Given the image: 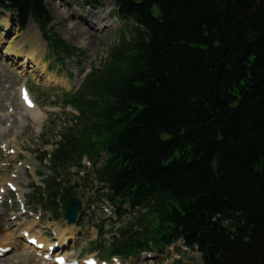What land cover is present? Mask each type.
Segmentation results:
<instances>
[{"label": "trees", "instance_id": "1", "mask_svg": "<svg viewBox=\"0 0 264 264\" xmlns=\"http://www.w3.org/2000/svg\"><path fill=\"white\" fill-rule=\"evenodd\" d=\"M114 1L137 26L72 98L79 124L53 164L66 174L68 159L104 153L94 176L109 199L146 209L117 229L113 253L181 239L203 264H264V0ZM0 9L19 28L32 17L54 53L69 50L46 31L42 0Z\"/></svg>", "mask_w": 264, "mask_h": 264}, {"label": "rangeland", "instance_id": "2", "mask_svg": "<svg viewBox=\"0 0 264 264\" xmlns=\"http://www.w3.org/2000/svg\"><path fill=\"white\" fill-rule=\"evenodd\" d=\"M44 2L48 5V8L52 12L54 19L51 25L54 32L61 38H68L73 43H78L81 46L82 52L85 54L82 64L77 65L73 59L72 61L66 62L65 65L66 72L75 71L74 77L79 79L77 83L75 80H67L65 78V73L57 75V79L63 82L60 87H63L65 90H73L77 84H79L82 76L89 71L90 66L92 64L96 66L99 65L106 57L108 48L115 43V35L117 34L115 30L119 26V23L115 19L111 18L112 25L100 32L93 30V27L87 28V26L85 27L84 25H76V21L79 19L80 15L83 16L85 14L88 10L87 8L92 6L96 8L94 11L104 14V6L101 7L100 5L97 6L96 4H91L87 0H44ZM71 7H73V13L68 12ZM7 26V19L2 16L0 18V27L7 28ZM30 38V36H26L25 34L16 35L14 31H12L7 38L0 36V53L5 50L6 54H10L9 57L14 60L13 63H11V60H4L0 58V129L5 128V123L9 124L11 127L9 130L6 128L3 134L0 133V143L9 139L11 136L12 138H16L15 146L17 147L18 152L29 159L31 168H34L35 173H39L42 176L41 180H45L52 178V174L48 167L44 166L39 161L37 156L40 155V152L42 151L49 152L52 150L53 144L58 140L57 132L60 131L59 123L66 120L64 113L60 115L61 108L57 106L58 104L51 105L48 104V102L44 103V99H39V95L44 94L39 92L37 89H32L31 87L34 98L36 97L35 99H38L37 103L40 107V111L47 112L48 114H57L56 116H49L47 121L44 123V128L48 127V130H46L43 136L41 135L40 140L37 138L38 133H40L39 128L30 118L22 115L23 118L26 119V121L23 120L22 123L19 121L18 117L16 118V114L13 117H10L11 113H7L8 107L15 108L17 113L22 112L17 100V89L21 83L27 81L28 84L30 83L29 86H31V81H34V83L37 84H43L45 82L43 80L44 75L49 73L53 75L55 74L54 72L43 73V65L46 59L49 61H47L45 65L50 64L53 66L54 70L56 69V65L54 64L55 61L54 59L49 58L46 46L41 40L31 42ZM68 43L73 45V43ZM13 55L16 58L13 59ZM23 55H30L31 58L35 60L34 63L31 62L29 64V67L26 68V72L24 71V68L19 67ZM44 93L45 96L53 94L51 91H45ZM54 109H57L58 112L53 113ZM18 116L21 117V115ZM48 139L49 143L45 144ZM17 160L18 159L15 158L14 162ZM1 161L2 160L0 159V162ZM9 172V169H0V180L8 177ZM26 174V177L21 175L20 188L25 191L26 199L29 202V195L32 192L30 184L31 180L34 179V175L33 171L30 172L31 175L28 173ZM70 179L74 181V176H71ZM8 216L9 214L5 216L6 219H4V221L8 220ZM90 232V229L87 233L85 232V240H83L80 236V242L74 248L67 251L71 257H83L90 254L88 251L89 247L86 246V244L91 242L90 236L92 233L90 234ZM2 234L5 235L10 233L2 231ZM110 241L111 237L109 242ZM178 247L179 246L176 245L172 248L173 250L170 249L168 255L165 257L154 255V258L152 259L153 264H201L200 256L196 252H189L184 248ZM36 260L37 259L34 258L32 254L23 250L21 244H17L15 251L1 259L0 264H41L39 260L38 262ZM127 264L142 263L134 260L128 262Z\"/></svg>", "mask_w": 264, "mask_h": 264}, {"label": "bare ground", "instance_id": "3", "mask_svg": "<svg viewBox=\"0 0 264 264\" xmlns=\"http://www.w3.org/2000/svg\"><path fill=\"white\" fill-rule=\"evenodd\" d=\"M105 8H106V10L108 9V7H107V4H106V6H105ZM104 19H106L105 17H102L101 16V14L100 13H94V12H92L91 10H89L88 11V13L86 14V15H84V16H79V19L76 21V25H84V26H86V24H85V21L87 22L88 21V23H91V24H94V25H98V26H100V28H98V30L99 29H101L102 27H104V26H106V25H104L103 23H104ZM88 28V27H87ZM27 32L26 33H31V32H34V35H33V37H32V41H35L36 40V38H40V36H39V34H38V32H37V30L35 29V27H34V25L33 24H31L29 27H28V29L26 30ZM74 44H75V42H74ZM78 45V44H77ZM26 58V59H25ZM29 59H31V58H28V55H26L25 57H24V60H25V62L27 61V60H29ZM34 62V60H32L31 59V62ZM24 62V63H25ZM24 63H22V64H24ZM49 81H51L52 82V80H50L49 79ZM56 81H59L60 82V80H56ZM27 111V110H26ZM27 113H29L31 116H32V118H33V121L36 123V124H40L41 122H42V118H40V117H38V113H37V111H36V108L35 109H33V110H28L27 111ZM1 130V129H0ZM65 234H66V230L65 231H61L60 233H59V237H64L65 236ZM9 235V234H8ZM7 237V235L5 236V237H3V239H1L0 240V243H5V244H7L8 246H12V247H15V242L14 241H12V239H10V238H6ZM71 239H73V237H71ZM25 246V248H27V249H29V247H27L26 245H24Z\"/></svg>", "mask_w": 264, "mask_h": 264}, {"label": "water", "instance_id": "4", "mask_svg": "<svg viewBox=\"0 0 264 264\" xmlns=\"http://www.w3.org/2000/svg\"><path fill=\"white\" fill-rule=\"evenodd\" d=\"M80 210V202L76 199H71L68 201L66 212L64 213V218L67 219L68 223H73L75 221L76 215Z\"/></svg>", "mask_w": 264, "mask_h": 264}]
</instances>
